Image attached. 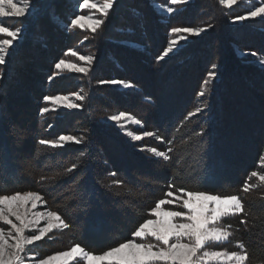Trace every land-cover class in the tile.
<instances>
[{
	"label": "trees",
	"instance_id": "1",
	"mask_svg": "<svg viewBox=\"0 0 264 264\" xmlns=\"http://www.w3.org/2000/svg\"><path fill=\"white\" fill-rule=\"evenodd\" d=\"M132 1L134 15L127 13L126 8L130 6L126 0L115 2L111 11L115 15L121 9V15L132 19L133 24L125 25L131 29L128 41L139 46L122 44L113 33L92 37L97 43L98 60L103 59L95 63L89 76L53 75L54 63L62 51L50 31L41 32L42 41L48 45L47 54H35L33 59L30 45L20 46L10 57L12 64L7 70L4 68L10 62L0 70V192L39 191L65 217L69 225L64 230L67 244L79 243L97 253L131 238L139 223L149 218L147 211L155 200L169 191V184L211 194H240L248 215L223 219V224L231 225L233 232L223 247L238 250L235 242L241 241L250 253L247 264H264V186L247 194L240 192L252 171H264L261 167L264 164L261 160L264 156L261 66L238 58L232 42H229L230 49L227 45L221 49L228 22L227 16L219 11L208 16L215 29L209 35L211 38L192 42L157 59L168 47L167 32L177 23L179 15L174 16L175 20L171 16L156 18L149 8L142 12L143 0ZM207 1L216 10L215 6L211 7L212 0ZM189 20L186 18L182 23ZM106 38L119 42H107ZM226 40L254 47L255 52L264 51V38L249 40L239 34L238 40L234 35ZM33 43L32 46L41 45L37 39L30 44ZM109 59L115 68L105 66L109 63L104 64L105 60ZM210 70L216 72V77L205 86ZM100 75L133 85L124 89L108 87L98 82ZM80 90L85 91V96L79 100L78 108L40 112L49 103L44 101V96ZM201 92L203 96L199 95ZM149 106L153 107L145 110ZM198 107L199 113L188 116ZM118 111L142 115L144 123L164 138L160 141L150 137L146 142L161 151L171 148L170 160L137 149V144L128 140L115 122L106 120ZM231 134L241 139L242 147L237 137L239 150H230L227 140ZM60 135L76 136L81 143L66 142L56 148L39 143L55 140ZM242 150L245 155L240 163L235 166L227 163L226 158H237ZM74 163L77 167L66 171ZM142 170L146 171V180L141 176ZM158 178H161L160 184ZM114 180L122 184L116 185ZM250 183L259 182L252 178ZM93 209L102 217L94 215ZM111 214L124 215L129 222L124 221V228L118 231V226H109V220L114 219ZM242 218L248 221L247 225L240 223ZM84 220L90 226L81 229L79 221L83 224Z\"/></svg>",
	"mask_w": 264,
	"mask_h": 264
},
{
	"label": "snow or ice",
	"instance_id": "2",
	"mask_svg": "<svg viewBox=\"0 0 264 264\" xmlns=\"http://www.w3.org/2000/svg\"><path fill=\"white\" fill-rule=\"evenodd\" d=\"M187 0H171V4H184ZM240 0H219L224 8H232ZM114 0H78V7L81 10H90L89 15H76L69 25L70 28L88 29L95 33L104 23L113 7ZM31 0H0V18L23 17L31 8ZM168 13L174 12L172 7H167ZM97 14L99 18H97ZM264 17V3L258 7H252L246 15L236 16V20ZM20 29H12L0 23V64L6 63L8 50L13 46L14 41L20 34ZM205 31L201 27H174L171 33L176 39L169 42V47L157 59H163L173 50L180 40L187 39L186 35H199ZM69 54L78 56L79 61L84 64L73 63L65 59L59 60L55 68L59 71L69 70L78 73H87L93 57L91 55H79L76 51L69 49ZM255 55V54H253ZM260 63L264 65V60ZM215 65H213V69ZM54 73L53 75H57ZM216 76V72L210 70L205 86ZM51 79V77H50ZM131 87L129 82L122 80L100 81ZM203 96L204 92L199 93ZM77 100H83L84 96L79 93H72ZM71 96H44L45 102L52 106H64L77 108L80 105L73 102ZM50 107L40 108V112L47 113ZM201 108L195 112L188 113L193 116L199 113ZM108 120L115 122L124 129L131 121L139 125L141 122L127 112H119L108 117ZM126 134L135 140L143 137H155L163 141V137L154 132H144L136 135L131 131ZM66 142L81 143V139L72 135H60L55 140H40L41 145L53 148L63 147ZM170 144L171 141H168ZM153 156L170 160L171 148L160 151L156 147L145 148ZM264 161V156H261ZM77 165L74 163L66 171L71 172ZM264 167V164L261 165ZM255 178L259 183H250ZM41 179H44L43 177ZM114 184L120 185L122 181L114 180ZM264 186V171H252L245 180L240 192L247 194L258 187ZM169 191L164 193L163 198L157 199L154 206L148 209L149 218L131 232V238L126 239L115 246L108 247L102 252H92L80 244H73L64 251L54 252L40 258L38 254L29 253L28 246L44 238H50L49 234L54 230L69 228L62 216L57 212L45 207L43 211H37L38 205L46 204L44 198L38 192H14L12 194H0V264H247L250 253L245 244L236 241V251L228 249L214 250L209 248L210 244H220L230 240L233 232L231 225L223 224L227 217L248 215L245 209L244 198L240 194L220 195L210 194L204 191H191L184 187L168 185ZM172 189H175L174 191ZM171 206V207H169ZM179 208V210H176ZM44 222L41 226V222ZM242 225H247L244 218L240 220ZM7 226V227H5Z\"/></svg>",
	"mask_w": 264,
	"mask_h": 264
},
{
	"label": "rangeland",
	"instance_id": "3",
	"mask_svg": "<svg viewBox=\"0 0 264 264\" xmlns=\"http://www.w3.org/2000/svg\"><path fill=\"white\" fill-rule=\"evenodd\" d=\"M118 1L114 0V4H115V2H118ZM126 1H127V4L130 6V8H126L127 13H130L131 15L136 14V11H133L134 5H132L134 1H132V0L130 2H129V0H126ZM261 3H264V0H240V2L237 5H234L232 8L229 9V8L222 7L219 4V0H212L211 7L215 6V8H216V10H213V8L211 9L207 5L208 4L207 0H187L186 3L178 4V5L171 4V0H143V2H141L142 12H143V9L149 8V10L152 13H154L156 18L162 17V16H171V20H175L176 17H174V16L179 15V17L177 18L178 20H175L177 23L172 24L170 26L169 30H168V26L165 28V30L166 29L168 30L167 33L169 34V42H170V40L177 38L175 34L171 33V29L174 27H180V28H183V27H193V28L201 27V28L205 29V31L201 32L199 35L182 34V35H186L187 39L180 40L178 42V44L173 48V50L171 52H169L168 54L173 53L176 50L182 49L184 46H186L192 42L199 41L200 39L208 38V37L211 38L209 35H210V33L211 34L215 33V29L213 27V24L210 23V21H209L210 17H208V16L209 15L213 16L214 14H216V13H214L215 11H219L221 14L223 13L222 15L227 16L226 22H228V23L225 27L226 31L223 32V33H225L224 34L225 40H226V38L230 37L231 35L236 36V39L238 40L239 34L246 36V38L249 40H252V39L254 40V38H264V17L248 18V19H245L243 21L235 19L236 16L246 15L247 11L251 10L252 7H254V6L255 7L260 6ZM31 5L32 6H31L29 12H27L25 14V16H23V17H3V18H0V23H3L4 26L12 28V29L19 28L21 30L18 38L14 41L13 46L8 50V53L6 55V63L0 64V70L2 68H4L5 64L7 65L10 62V64L4 68V70H7V67H9L12 64V59L10 57L14 55L15 49L20 47V46H22V47L27 46L28 47L30 45L29 46L30 50H31L30 55L32 53L34 54V55H32L33 59L35 58L36 55L47 54L48 45H47L46 41L45 42L42 41L43 37H42L41 32H43V31H50L51 34L56 38V41H58L60 43V48L62 51L61 55H63V56L61 58H59L61 56L60 55L56 59V62L54 64H56L61 59H65V60L71 61L73 63L84 64V62L79 61L78 56L70 55L69 51H68L69 49L76 51L79 55H85V56L91 55L93 57L91 64L86 65L89 68V71L86 74L85 73H78V72H74V71H69V70L59 71L57 69H54L53 72L58 73V74H60V73H63V74L64 73H78L80 75H84V76L88 75L89 76L90 71L92 69L94 70V67L96 66L95 63L96 62L99 63L103 59V57H101L98 60V56H97L98 54L96 53L97 52V43L92 39V37H96V35H97V37L100 38V37H103V36L108 35L110 33L111 34L113 33V34H115L114 36H116V38H119V41L122 42V44H126L127 46L128 45L135 46V47L139 46V45H136V43L134 41H128V38L130 36L129 33H131L130 32L131 29H129V26H125V25L126 24H133V22H131L132 19H129L130 17L121 15V12H120L121 9H120V11L118 10V12L114 15L113 14L114 11H111L112 10V8H111L109 10V15L104 19V23L102 24V27H107V28L100 27L101 28V29L99 28L100 30L97 29V31L95 33H93L86 28L85 29H80V28L72 29L69 27L71 20L76 15H89V13H90V10H88V9H84V10L79 9L78 0H31ZM167 7H172L174 9V12L168 13L166 11ZM208 7L210 8L209 10H207ZM113 8H114V6H113ZM45 9L47 10L46 12H44ZM41 15H43V16L41 17ZM140 15H141V12H140ZM97 18H99L98 14H97ZM186 18L190 19L189 22L185 21L182 23V21L186 20ZM113 30H115V31H113ZM226 32H228V34H226ZM61 36H64V37H61ZM2 38H6V37L0 36V39H2ZM120 38L121 39L123 38V39L120 40ZM34 39H37L39 41V43L41 42L40 43L41 45L37 44L36 46H32L35 44L34 43L30 44V43L33 42ZM225 40L222 42L221 49H222L223 45H227L228 49H230L231 43L229 44V42H232V45L235 47V48H233V51L237 50L236 54L237 55L239 54L238 58H240L243 61H247V63H249L251 65L253 63H255L257 66L259 65L258 67L261 66L260 69L264 72V65H262L260 63L261 60H264V51H262L261 49H258V52L257 51L255 52V51H252V49L254 47L248 48L243 43L237 44V43H234L233 41H227V40L225 41ZM105 41H107V42L111 41V42H116V43L119 42L116 39L107 40V38L105 39ZM64 42H67V43L63 44ZM224 42H225V44H224ZM59 43H57V44H59ZM236 45L238 46V48L236 47ZM168 47H169V45H168ZM249 51H251V52H249ZM253 54H255V55H253ZM109 57L112 58L111 55H109ZM113 59L114 58H112L111 61H113ZM111 61H110V59L108 61L105 60L104 64L109 62L108 65H105V66L106 67L112 66V68H115V67H113ZM100 66L102 67V65H100ZM216 71L218 72V69H216ZM257 76L259 78V77H261V74H257ZM94 78H95V76H94ZM0 79H1V77H0ZM112 80H119V79L113 78L112 76L109 77V76H105V75H100V79L98 80V82L100 83V81H112ZM129 83L131 85H133L131 82H129ZM100 84H102V83H100ZM103 84L108 85V87L110 86V87H116V88H122V89L126 88V87H123L121 85H113V84H109V83H103ZM84 92H85L84 90H80V91H76V92H72V93H79L80 95L85 96ZM72 93H70V94H57V95L71 96ZM71 99L73 100V102L80 105V103H79L80 101L77 100L74 96H71ZM260 101H262L261 98H260ZM261 104H263V101L261 102ZM46 107H50V109H53V108L54 109H75V108H67V107H64L62 105L61 106H52L50 103H48ZM151 107H153V106H149V108L145 109V110H149ZM119 112L120 111H118L116 113H119ZM116 113H114V114H116ZM127 113L131 114L133 117H135L141 123L139 125H137V124H134L131 121H129L126 124L124 129H122L118 126L120 128V130L124 132L123 133L124 136L128 140H130L131 142H134L135 144H137L138 146L135 145V147L139 150H142L145 148H150V147H156V146H153V145L146 142V139L150 138V137H143L141 140H135L126 134V131H131L132 133H134L136 135H142L144 132L157 133L155 128H153L151 125H147L146 123H144V121L142 120V118H144V117H141L142 115H140L139 113L135 114L134 112L133 113L127 112ZM108 117H106V120H108ZM108 121H110V120H108ZM248 126L249 125L246 126V129H248ZM144 128H148V129H144ZM239 130H241V129H239ZM248 131H249V129H248ZM232 134H231V136H232ZM237 137H238V135H236L235 137H233V136L228 137L227 141L230 144V150H232L233 148H235L236 150H239V145L237 144ZM151 138L156 139L154 136ZM240 140L241 139L239 138V143H241V147H242L243 144H242V141H240ZM156 148L158 150H160L158 147H156ZM243 149L245 150L244 147H243ZM1 151L2 150L0 149V152ZM142 151H145V153H147V154L150 153L146 150H142ZM232 154H233V152H232ZM244 155H245V152L242 150L239 154H237V158H234V159L233 158H226L225 160H227L228 164L230 163L231 165L235 166L242 161L241 159ZM226 156H227V154H226ZM145 173H146V171L142 170L143 175H141V176L143 177V180H146L148 178V176H146ZM159 177H160V175H159ZM160 179L158 178V183L161 181ZM144 182L142 184H144ZM153 189H156V188H153ZM27 191L40 193L39 191L32 190V189L21 190L19 192H27ZM12 193H14V192H11V191L0 192V194H12ZM40 194L44 198V201L46 202V204L38 205V208L36 210L37 211H43L45 209V207H47L50 210L57 211L56 209L53 208L52 205H50L48 203V201L45 200V196L42 193H40ZM80 202H82V201H80ZM176 210H179V208H177ZM58 213L65 220V217L60 212H58ZM82 213L84 214L85 211H83ZM92 213L94 215L98 216L99 218L102 217L101 213L100 214L95 213L94 209L92 210ZM111 213H113V212H111ZM85 214L87 216V213H85ZM113 214H115V212ZM110 216L111 217L113 216L114 219L111 218L109 220V226L115 227V228L118 226V231H120L122 228H124V225H122V224H124V221L129 222V219L126 218V216H124V215L119 214L117 217H115L114 215L111 214ZM83 218L85 219V217H82L81 219H83ZM79 222L81 223V229H84V227H86V226H88V227L90 226V224L86 220H84L83 224L81 221H79ZM43 223L44 222L42 221L41 226L43 225ZM110 223L112 226L110 225ZM114 225H116V226H114ZM5 227H7V226H5ZM64 230H54L52 233L49 234L50 238H44L41 241L35 242V244L32 246H28V252L38 254V256L40 258H43L44 256L50 255L54 252L64 251L67 248H69L70 246H72L73 244H79V243H72V242L67 244L68 238L64 235ZM102 234H105V232H103ZM107 235H108V233H107ZM107 235H106V237H107ZM102 237H104V236H102ZM98 238H99V236H98ZM224 244H225V242L220 243V244H210L208 247L211 249H214V250L227 249L226 247H223V246H225ZM80 245L82 246V244H80ZM82 247H84V246H82ZM230 251H236V250H230ZM255 264H260V263H255Z\"/></svg>",
	"mask_w": 264,
	"mask_h": 264
}]
</instances>
